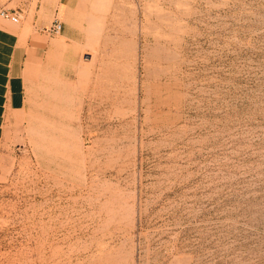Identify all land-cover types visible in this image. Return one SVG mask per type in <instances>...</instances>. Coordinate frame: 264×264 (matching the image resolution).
<instances>
[{"label": "rangeland", "instance_id": "rangeland-1", "mask_svg": "<svg viewBox=\"0 0 264 264\" xmlns=\"http://www.w3.org/2000/svg\"><path fill=\"white\" fill-rule=\"evenodd\" d=\"M56 1L0 0L62 22L0 131V264H264V0Z\"/></svg>", "mask_w": 264, "mask_h": 264}, {"label": "crops", "instance_id": "crops-1", "mask_svg": "<svg viewBox=\"0 0 264 264\" xmlns=\"http://www.w3.org/2000/svg\"><path fill=\"white\" fill-rule=\"evenodd\" d=\"M80 4L81 0H57L56 6L49 10L50 13L54 10V14L62 19ZM42 26L45 28L46 24L37 25V30L26 31L24 26L14 30L4 23L0 25V131L6 113L15 114L26 107L28 73L31 70L36 73L35 70H40L45 62L41 50L45 51L46 43L49 47L51 44L46 42L45 33L39 31ZM34 66L37 67L33 70Z\"/></svg>", "mask_w": 264, "mask_h": 264}, {"label": "built area", "instance_id": "built-area-1", "mask_svg": "<svg viewBox=\"0 0 264 264\" xmlns=\"http://www.w3.org/2000/svg\"><path fill=\"white\" fill-rule=\"evenodd\" d=\"M0 15L4 18L10 19L13 22H19L20 20V14L16 11L11 12L7 9L0 10ZM62 29V22L59 20V18H55L52 22V24L47 28L48 32L50 34H58Z\"/></svg>", "mask_w": 264, "mask_h": 264}]
</instances>
